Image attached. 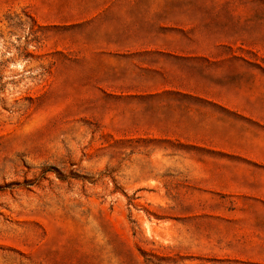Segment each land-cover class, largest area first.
Masks as SVG:
<instances>
[{
    "label": "rangeland",
    "instance_id": "rangeland-1",
    "mask_svg": "<svg viewBox=\"0 0 264 264\" xmlns=\"http://www.w3.org/2000/svg\"><path fill=\"white\" fill-rule=\"evenodd\" d=\"M184 1L0 0V264H264V1Z\"/></svg>",
    "mask_w": 264,
    "mask_h": 264
},
{
    "label": "crops",
    "instance_id": "crops-1",
    "mask_svg": "<svg viewBox=\"0 0 264 264\" xmlns=\"http://www.w3.org/2000/svg\"><path fill=\"white\" fill-rule=\"evenodd\" d=\"M145 0H76V23H83L85 21H95L102 19L108 14L119 15L120 17L127 18L129 13L139 9L144 12L145 7L139 6ZM264 1V0H263ZM177 2V1H176ZM212 1H190L185 0L184 4L201 3L207 4ZM218 3L219 1H214ZM173 3V2H171ZM117 44V43H115ZM185 46L172 45V44H117L116 48L111 52L121 62H130L135 67H140L148 63L163 62V58L168 59H183L186 57L200 56L199 54L191 53L186 54ZM169 84V83H167ZM177 93L179 95H191L192 93L181 89L166 85L153 93ZM150 94V93H149ZM234 253L239 252L241 258H250L264 261V241L256 246L245 245L241 248H234ZM244 254V255H243Z\"/></svg>",
    "mask_w": 264,
    "mask_h": 264
},
{
    "label": "trees",
    "instance_id": "trees-1",
    "mask_svg": "<svg viewBox=\"0 0 264 264\" xmlns=\"http://www.w3.org/2000/svg\"><path fill=\"white\" fill-rule=\"evenodd\" d=\"M33 18V17H32Z\"/></svg>",
    "mask_w": 264,
    "mask_h": 264
}]
</instances>
